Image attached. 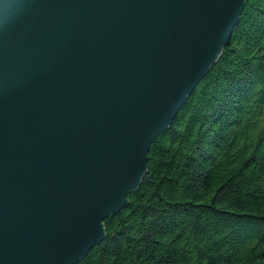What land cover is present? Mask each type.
I'll return each mask as SVG.
<instances>
[{
    "label": "water",
    "instance_id": "water-1",
    "mask_svg": "<svg viewBox=\"0 0 264 264\" xmlns=\"http://www.w3.org/2000/svg\"><path fill=\"white\" fill-rule=\"evenodd\" d=\"M248 0H2L0 264H77Z\"/></svg>",
    "mask_w": 264,
    "mask_h": 264
},
{
    "label": "trees",
    "instance_id": "trees-1",
    "mask_svg": "<svg viewBox=\"0 0 264 264\" xmlns=\"http://www.w3.org/2000/svg\"><path fill=\"white\" fill-rule=\"evenodd\" d=\"M141 186L77 264H264V0L147 154Z\"/></svg>",
    "mask_w": 264,
    "mask_h": 264
},
{
    "label": "clouds",
    "instance_id": "clouds-1",
    "mask_svg": "<svg viewBox=\"0 0 264 264\" xmlns=\"http://www.w3.org/2000/svg\"><path fill=\"white\" fill-rule=\"evenodd\" d=\"M15 5L3 3L0 0V25H4L8 22L9 18L14 14Z\"/></svg>",
    "mask_w": 264,
    "mask_h": 264
}]
</instances>
